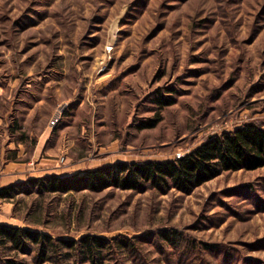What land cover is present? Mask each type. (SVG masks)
I'll list each match as a JSON object with an SVG mask.
<instances>
[{
	"label": "rangeland",
	"instance_id": "rangeland-1",
	"mask_svg": "<svg viewBox=\"0 0 264 264\" xmlns=\"http://www.w3.org/2000/svg\"><path fill=\"white\" fill-rule=\"evenodd\" d=\"M252 123L264 126V0H0V190L13 188L0 224L111 241L95 258L58 244L44 263L2 248L0 264H264V167L189 194L33 183L175 160Z\"/></svg>",
	"mask_w": 264,
	"mask_h": 264
},
{
	"label": "trees",
	"instance_id": "trees-1",
	"mask_svg": "<svg viewBox=\"0 0 264 264\" xmlns=\"http://www.w3.org/2000/svg\"><path fill=\"white\" fill-rule=\"evenodd\" d=\"M169 105L165 104L164 106ZM163 106V107H164ZM160 120L148 127H155ZM264 167V126L247 124L232 132L210 138L198 148L180 159L150 161L144 163H118L108 167L88 171L81 177L64 179L52 177L33 183L39 191L68 192L76 188L93 191L116 187L122 190L144 191L148 185L157 189L175 188L183 193H191L196 188L225 172L251 171ZM13 188L0 190V197H13ZM163 238L170 241L169 233ZM58 244L74 248L77 244L95 258L100 248L111 241L88 236L80 240H57L49 234L24 229L8 224H0L1 249L26 253L37 248L41 262L48 261L49 253ZM3 264H26L7 259Z\"/></svg>",
	"mask_w": 264,
	"mask_h": 264
},
{
	"label": "crops",
	"instance_id": "crops-1",
	"mask_svg": "<svg viewBox=\"0 0 264 264\" xmlns=\"http://www.w3.org/2000/svg\"><path fill=\"white\" fill-rule=\"evenodd\" d=\"M14 145V144H13ZM11 145V146H13ZM20 151L21 154H24V147H23V144H19V148H18ZM11 163L13 164V166L15 165L16 167H18L17 169H19L20 171H22L21 173H19V175L17 176H20V177H23L25 176V174H27V172L25 171H30V167H31V164L32 162L31 161H24L22 163H14V161H11Z\"/></svg>",
	"mask_w": 264,
	"mask_h": 264
},
{
	"label": "built area",
	"instance_id": "built-area-1",
	"mask_svg": "<svg viewBox=\"0 0 264 264\" xmlns=\"http://www.w3.org/2000/svg\"><path fill=\"white\" fill-rule=\"evenodd\" d=\"M181 157H183L181 154H179V155L177 156L178 159H180Z\"/></svg>",
	"mask_w": 264,
	"mask_h": 264
}]
</instances>
